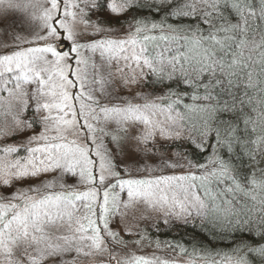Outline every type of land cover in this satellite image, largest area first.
<instances>
[{
	"label": "snow or ice",
	"instance_id": "1",
	"mask_svg": "<svg viewBox=\"0 0 264 264\" xmlns=\"http://www.w3.org/2000/svg\"><path fill=\"white\" fill-rule=\"evenodd\" d=\"M3 5L0 264H169L113 255L109 242H125L109 218L139 206L213 237H244L205 264H264V179L242 184L232 163L236 146L264 140L252 138L264 120V0ZM9 12L27 23L11 39ZM213 136L208 162H194L191 151ZM118 157L142 158L136 170L147 175L127 165L122 175ZM164 168L187 172L154 175Z\"/></svg>",
	"mask_w": 264,
	"mask_h": 264
},
{
	"label": "trees",
	"instance_id": "2",
	"mask_svg": "<svg viewBox=\"0 0 264 264\" xmlns=\"http://www.w3.org/2000/svg\"><path fill=\"white\" fill-rule=\"evenodd\" d=\"M156 18L159 19V17ZM257 40H259V37H257ZM253 116L255 117V113H253ZM224 118L227 119V117ZM249 127H252V125ZM256 127L257 132L253 134V139L264 136V120H259ZM241 128H243V124H241ZM214 143V136L209 137V147L206 151L200 152L198 149H193L191 151V158L194 162L201 164L207 163L208 158L212 155V148L210 145ZM249 151H251L255 157L254 160L249 159L247 155ZM217 154L225 159L228 158V154L224 149L218 150ZM232 163L235 165L236 175L242 184L247 185L246 177L249 179L255 178L257 180L264 179V140H261L258 145L249 144L245 149L236 146L232 157ZM208 166L209 169H211L212 165L209 164ZM193 171L196 172L197 175L202 172V170L197 169H193ZM213 187H215V184ZM236 198L241 202L245 199L241 193H237ZM199 223L200 222H196L197 225H199ZM144 236L148 239L147 241L154 243L155 247L158 246L171 254L177 255V257L180 256L192 260L198 259L199 261H204L202 257L208 256L209 253L214 255L216 251H229L231 247L229 242L234 241L230 233L225 234L223 237H213L208 228H193L182 224H176L165 229L161 227H157V229L147 228L144 229ZM243 238L244 237L237 234L235 241H239Z\"/></svg>",
	"mask_w": 264,
	"mask_h": 264
},
{
	"label": "rangeland",
	"instance_id": "3",
	"mask_svg": "<svg viewBox=\"0 0 264 264\" xmlns=\"http://www.w3.org/2000/svg\"><path fill=\"white\" fill-rule=\"evenodd\" d=\"M6 7V5L0 6V11H3V8ZM37 14L38 11H37ZM92 19H95V17H92ZM8 20L9 23L12 24V27L9 29L10 35L7 37L8 39H11V34H15L16 31H21L23 34V31L27 28V23L21 25L22 15L19 12H9L8 13ZM83 25H77V30H83ZM88 31H91V29H88ZM4 39L2 35H0V40ZM83 39H87V37H84ZM63 49L65 51L68 50V47L70 46V42L64 41ZM89 55H92L89 53ZM98 55V54H97ZM137 90L135 86H133V91ZM122 94L126 93V90H121ZM0 111H3V108L0 107ZM28 115L31 116L32 112L29 110ZM99 135V133H98ZM105 144L112 146L110 137L105 138ZM23 155V152L20 153ZM137 161H142V158H137L134 160H128V159H122L120 157L117 158V163L121 169L122 175L124 173L125 166L127 165L132 169V175L133 176H141V175H147V173L144 172H138L136 169L138 167H143V162L137 163ZM150 165H156L159 164V161H148ZM187 172V168L181 169H169L164 168L162 170H157L154 175H171V174H184ZM69 184H74L75 181L69 178L68 180ZM117 192H119V189H117ZM120 196L122 199L127 200V194L126 192L120 193ZM123 211V209H121ZM141 214L143 215V218H141ZM111 227L114 231H120L121 236L124 240V244L117 245L114 242H109L110 247L113 250V255L116 256V258L120 261H125L127 259H130L133 256H143L147 259H159L161 261H168L169 264H205V261H199L192 260V259H186L183 257H180L175 254H171L162 248L158 246H154V243L147 241L148 239L144 236V229L150 228V229H157V227H161L162 229L169 228L176 224H183L182 221H177L174 217H168L167 223L165 222L166 217L158 211H153L151 209H146L143 206L135 207V208H129L127 210V215L124 219V221H121V218L119 216L116 217H110ZM196 222H200L197 220ZM124 223L128 224V228L124 229ZM191 224V221H190ZM130 233V234H129ZM105 264H107V258H104ZM82 264H90V261L88 258H85L82 262ZM115 264V261L113 262Z\"/></svg>",
	"mask_w": 264,
	"mask_h": 264
},
{
	"label": "water",
	"instance_id": "4",
	"mask_svg": "<svg viewBox=\"0 0 264 264\" xmlns=\"http://www.w3.org/2000/svg\"><path fill=\"white\" fill-rule=\"evenodd\" d=\"M63 47V46H62Z\"/></svg>",
	"mask_w": 264,
	"mask_h": 264
}]
</instances>
